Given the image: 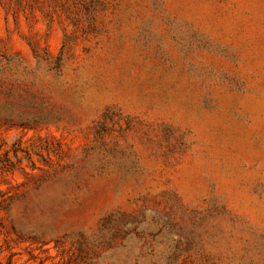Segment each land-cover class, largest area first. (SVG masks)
Returning <instances> with one entry per match:
<instances>
[{
    "label": "rangeland",
    "instance_id": "1",
    "mask_svg": "<svg viewBox=\"0 0 264 264\" xmlns=\"http://www.w3.org/2000/svg\"><path fill=\"white\" fill-rule=\"evenodd\" d=\"M18 264H264V0H0V244Z\"/></svg>",
    "mask_w": 264,
    "mask_h": 264
},
{
    "label": "trees",
    "instance_id": "2",
    "mask_svg": "<svg viewBox=\"0 0 264 264\" xmlns=\"http://www.w3.org/2000/svg\"><path fill=\"white\" fill-rule=\"evenodd\" d=\"M12 247L8 244H0V264H18L14 257Z\"/></svg>",
    "mask_w": 264,
    "mask_h": 264
}]
</instances>
